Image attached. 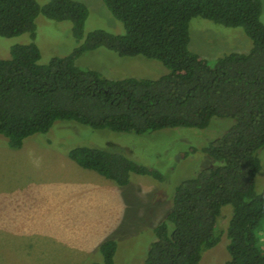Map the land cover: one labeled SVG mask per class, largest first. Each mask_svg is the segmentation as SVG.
Masks as SVG:
<instances>
[{"label":"trees","instance_id":"16d2710c","mask_svg":"<svg viewBox=\"0 0 264 264\" xmlns=\"http://www.w3.org/2000/svg\"><path fill=\"white\" fill-rule=\"evenodd\" d=\"M102 1L123 24V33L94 29L85 34L88 9L79 0H48L42 5L36 0H0V36L28 32L33 40L35 18L42 14L70 21L78 42L68 54L45 63L34 41L14 44L10 56L0 58V134L8 147L20 148L27 137L48 131L56 120L143 134L175 127L203 129L213 117L231 118L233 124L221 135L191 150L217 163L175 185L171 208L154 226L155 239L142 264H198L202 251L218 242L214 232L225 205L231 206L225 264H264L259 237L264 188L255 187L261 169L258 151L264 147L261 0ZM194 17L241 27L251 47L208 64L189 48ZM99 47L119 56L155 59L167 72L156 78L112 79L76 65L82 53ZM67 156L118 186L127 185L131 174L163 180L159 170L137 163L113 144L75 146ZM117 246L113 239L101 241L103 264H115Z\"/></svg>","mask_w":264,"mask_h":264},{"label":"rangeland","instance_id":"374dc122","mask_svg":"<svg viewBox=\"0 0 264 264\" xmlns=\"http://www.w3.org/2000/svg\"><path fill=\"white\" fill-rule=\"evenodd\" d=\"M36 1L42 5L48 0ZM79 1L88 9L85 34L94 29L115 34L124 32L123 24L102 0ZM260 20L264 24V0H261ZM189 32V48L210 65L225 53L247 52L251 47V40L241 27L224 26L200 17L190 20ZM34 33L33 40L28 32L0 36V58H8L14 44L34 41L40 50V62L45 63L54 56L68 54L78 44L72 23L67 20L58 21L39 14L35 18ZM75 63L112 79L156 78L167 72L155 59L119 56L103 47L85 51ZM233 122L231 118L213 117L203 129L175 127L136 134L56 120L48 131L27 137L18 149L9 148L6 138L0 134V264H28L30 261L26 259L33 256L35 260L41 249L51 254L60 252V256L56 262L40 259V264H103L98 245L107 239L117 241L115 264H142L145 252L155 239L154 226L171 208L175 185L202 167L217 163L191 150L218 137ZM109 144L124 148L126 155L137 163L159 170L163 180L131 174L127 185L118 186L114 182V191H104L99 182L85 179L89 172L90 178L97 172L72 165L67 156V151L75 146L106 148ZM258 154L261 169L255 176V187L261 191L264 147ZM33 207L35 211L30 209ZM25 210L35 213L32 227L24 226L19 218V213ZM230 213L231 206H223L214 232L218 242L202 251L198 264H225L228 260L225 229ZM17 227L24 233L36 231L45 236H3L5 230L18 233ZM260 235L264 251V227ZM29 245L31 255L22 261L17 253ZM86 247L90 252L83 250Z\"/></svg>","mask_w":264,"mask_h":264},{"label":"crops","instance_id":"0c3cea01","mask_svg":"<svg viewBox=\"0 0 264 264\" xmlns=\"http://www.w3.org/2000/svg\"><path fill=\"white\" fill-rule=\"evenodd\" d=\"M70 159V158H69ZM71 160V159H70ZM72 161V160H71ZM72 163V165H77V167H80L78 164H76L74 161L73 162H71ZM74 167V166H73ZM80 168H82V167H80ZM82 169H84L85 171H90V170H88V169H85V168H82ZM91 171H93V170H91ZM90 173V172H89ZM89 173L88 174H86L87 176H86V180H94L95 181V183L96 182H99L98 184L100 185L99 187H101V188H103V190L104 191H109V192H111V191H114L115 189H116V186L113 184L114 182H112L110 179H107V178H105L104 176H102V175H100V174H91L92 176H93V178H90L88 175H89ZM90 183V182H89ZM94 183V182H93ZM33 184H35V183H33ZM32 184V185H33ZM54 189H55V187H54ZM29 199H32L31 197H29ZM31 210H34V207L33 208H30ZM36 209H37V211H38V208L36 207ZM35 211V210H34ZM34 215H35V213L34 212H32V211H30V210H25L23 213H19V218H21L22 220H23V225L24 226H26V227H32L33 225V223L35 222V219H33V217H34ZM39 215V217L41 216V214H38ZM18 218V219H19ZM37 218H38V216H37ZM38 220H39V218H38ZM19 224V223H18ZM103 227V226H102ZM16 230H18L19 232L18 233H11V232H8L7 230H5L6 232L4 233V235L3 236H25V237H32V236H35V237H41V236H45V234H40L39 232L37 233L36 231H35V233H30V232H28V233H24V232H22L18 227L16 228ZM102 232H103V228H102ZM76 232H73V234H75ZM72 234V233H71ZM72 234V235H73ZM72 235H70V236H72ZM84 251H89V248H85V249H83ZM17 251V250H16ZM90 252V251H89ZM38 253H39V255H38ZM49 254H51V253H48V251H42V249L40 250V251H38L37 252V257L35 258V260H34V258H33V256L30 258V260H28V259H26V261H30L28 264H40L39 263V260L40 259H45L47 262L48 261H50V262H52V261H54V262H56L57 260L59 261V256H60V252H55V253H53V254H51V255H49ZM17 255H19L20 257L19 258H23V257H25V258H29L30 257V255H31V247H30V245L29 246H27V247H23L21 250H19L18 251V253H17ZM55 255V256H54ZM57 259V260H56ZM22 261H24V258L22 259ZM49 262V263H50ZM48 264V263H47Z\"/></svg>","mask_w":264,"mask_h":264}]
</instances>
